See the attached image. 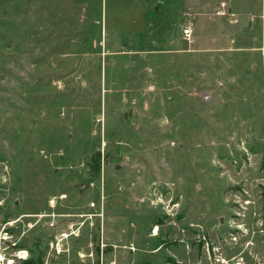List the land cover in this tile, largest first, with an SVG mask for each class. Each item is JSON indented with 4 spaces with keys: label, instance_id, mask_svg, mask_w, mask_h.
<instances>
[{
    "label": "rangeland",
    "instance_id": "1",
    "mask_svg": "<svg viewBox=\"0 0 264 264\" xmlns=\"http://www.w3.org/2000/svg\"><path fill=\"white\" fill-rule=\"evenodd\" d=\"M0 256L264 264V0H0Z\"/></svg>",
    "mask_w": 264,
    "mask_h": 264
},
{
    "label": "built area",
    "instance_id": "2",
    "mask_svg": "<svg viewBox=\"0 0 264 264\" xmlns=\"http://www.w3.org/2000/svg\"><path fill=\"white\" fill-rule=\"evenodd\" d=\"M230 17H232L233 15L230 13H227ZM217 15L218 16H223L226 15L225 12V3H221V5H219L218 11H217ZM182 36L186 39V40H190V37L192 36V29L190 26L185 27L182 30Z\"/></svg>",
    "mask_w": 264,
    "mask_h": 264
},
{
    "label": "bare ground",
    "instance_id": "3",
    "mask_svg": "<svg viewBox=\"0 0 264 264\" xmlns=\"http://www.w3.org/2000/svg\"><path fill=\"white\" fill-rule=\"evenodd\" d=\"M156 232H157V231H156ZM63 236L66 237L65 234H64ZM20 254H23V253H20ZM24 257H25V256H22V255H21L19 258H24ZM0 261H2V256H0ZM11 263H12V262H11Z\"/></svg>",
    "mask_w": 264,
    "mask_h": 264
}]
</instances>
